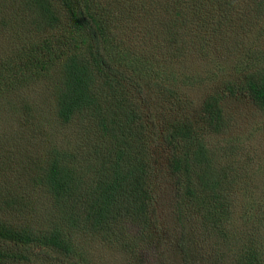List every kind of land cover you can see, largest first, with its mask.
I'll use <instances>...</instances> for the list:
<instances>
[{
	"label": "trees",
	"instance_id": "16d2710c",
	"mask_svg": "<svg viewBox=\"0 0 264 264\" xmlns=\"http://www.w3.org/2000/svg\"><path fill=\"white\" fill-rule=\"evenodd\" d=\"M230 12L241 15L239 40H229L230 25L221 38L243 57L233 75L209 73L220 79L209 84L217 87L197 113L186 114L188 105L176 99L174 64L186 56L181 38L188 26L229 20ZM17 14L21 27L12 34L21 45L0 57V264H90L76 235L106 244L113 229L122 237L115 227L123 224L136 229L134 248L151 244L162 225L155 202L160 146L179 215L177 260L169 264H223L228 245H237L230 233L240 178L234 167L246 160L222 162L211 136L228 133L234 102L246 99L264 114V26L256 38L240 39L249 33L245 24L260 23L264 0H0V31ZM31 84L47 87L45 127L40 104L19 94ZM60 126L71 128V139L51 136L48 128ZM243 168L261 171L252 159ZM231 254L233 264H264L251 247ZM130 264L152 263L140 257Z\"/></svg>",
	"mask_w": 264,
	"mask_h": 264
},
{
	"label": "rangeland",
	"instance_id": "374dc122",
	"mask_svg": "<svg viewBox=\"0 0 264 264\" xmlns=\"http://www.w3.org/2000/svg\"><path fill=\"white\" fill-rule=\"evenodd\" d=\"M217 15L219 18L227 17L221 15V12ZM15 16L14 20L11 21L12 23H9L6 28L4 27L0 31V57L3 58L10 56V52L19 49V45H21V43L16 42V37L12 32L21 27L20 20L22 16L21 14ZM240 17L241 15H233V12H230L228 14L229 20L220 22L218 18H211L207 21H200L202 27L196 25L188 26L187 36L185 39L181 38L183 42L182 46H185L186 56L184 58L178 57L177 62L174 64L178 75H180L177 83L179 91L176 93V99L183 103L182 106L184 104L188 105V111H185L186 114L192 115L197 113L201 104L200 102L206 94L217 87V85L211 86L209 84H215L220 79H209L207 77L209 73L213 71L218 74L233 75L237 70L243 55L237 47L227 50V46L232 43L223 42L221 35H226L227 28L230 25V31L232 29L235 30V34L234 38L232 40L230 38L229 40L238 41L239 36L236 28H238V31L241 29ZM219 24L218 32L211 29V27ZM253 24L254 22L245 24L249 33L243 34L240 37L241 40L256 38V34L264 26V16L259 24L255 26ZM262 31H264V28ZM229 35H233V32H230ZM210 50L212 53H209ZM186 75L194 79L183 80ZM21 89L19 94L21 96H28L27 102H30L32 105L40 104L37 110L43 118L45 127L51 119L49 110L44 108L49 104V94L45 95V91L47 90L46 85L31 84ZM149 94L148 91H143L142 99L147 106H151ZM5 113L6 103L4 98L0 96V124L3 122ZM230 113L229 115H233L234 117V123H232L231 119L228 133L218 135V137L215 135L211 136L214 140L212 148L224 163L231 164L234 157L238 156L236 161H239L240 164L246 160V164L243 166L245 167L249 166V161L252 159L253 163L261 171H249L248 168L242 167V169L240 165V168L234 167V169H237V173H239L237 176L240 178L236 182V195L230 198V208L233 212L232 214H234L233 225L235 230L230 233L237 245H228L229 249L225 252L229 254V257L221 261L223 264H233L231 253L236 251L237 254H241L248 247L257 249L264 259V114L258 111L246 99L242 102L232 103ZM11 120L18 124L17 121ZM53 126H57V123ZM12 128L14 127H3L4 130ZM48 131H50L52 137L58 133H62L66 134L68 139L72 138V130L69 127L48 128ZM238 147H240V156L233 154V149H238ZM35 148L29 147V150H34ZM154 154L155 160L159 162V165H162L157 174L158 186L155 196V202L162 223L157 239L149 245L134 248L136 229L134 231L132 224H123L115 227L122 237L115 239L116 232L113 229L112 241H108L106 244H102L103 241L98 237L75 234L77 245L83 248L81 250L84 253H87L86 255L90 264H130L140 257L147 259L152 264L176 262L177 258L174 255L175 253H173V247L176 242L173 239L176 236L178 237L180 232H177V226L179 229L177 221L179 215L176 206L173 177L167 165H165L168 156L166 148L160 146L159 153L154 152ZM257 162H259V165ZM233 172L236 173L235 171ZM238 186L242 192L238 191ZM245 186H248V188L246 189ZM195 219L193 220L194 222ZM194 226L197 225L195 224ZM197 234L200 243L201 233L199 229ZM123 236L127 237L124 238ZM202 249L204 250L205 246ZM217 249L216 246L213 247L210 253H215ZM207 256L210 258L212 255ZM215 256L218 257L219 255Z\"/></svg>",
	"mask_w": 264,
	"mask_h": 264
}]
</instances>
